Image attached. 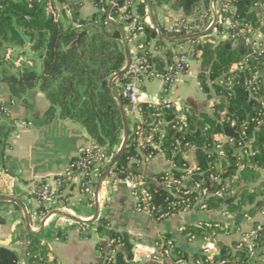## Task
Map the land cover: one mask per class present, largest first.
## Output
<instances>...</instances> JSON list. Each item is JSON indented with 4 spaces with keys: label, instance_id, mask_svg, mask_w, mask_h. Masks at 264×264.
I'll use <instances>...</instances> for the list:
<instances>
[{
    "label": "trees",
    "instance_id": "16d2710c",
    "mask_svg": "<svg viewBox=\"0 0 264 264\" xmlns=\"http://www.w3.org/2000/svg\"><path fill=\"white\" fill-rule=\"evenodd\" d=\"M113 1L91 0L97 12L87 19L80 16L85 3L72 6L71 22L65 24L64 20L63 23L60 20L57 24L47 16L44 3L34 2L30 6L28 0H0V83L5 82L10 94L23 100L30 91L38 88L50 103L46 115L48 122L55 120L57 112L54 106L59 102V119L79 123L87 131L93 145L107 148L112 155V148L124 130V124L109 80L126 65L121 34L107 16ZM57 2L64 5L67 0ZM150 2L154 10L167 6L182 14V21L204 9L205 15L195 21L193 33L206 30L211 23L207 17L211 16L212 0ZM224 2L234 10L222 14L231 21V26L224 28L222 24H216L214 30L218 36L226 33L227 38L217 39L212 31L204 39L188 41L193 46L194 59L201 67L198 75L201 91L212 101L211 113H197L190 109L186 114V127L182 128L183 122L177 118L174 109L165 105L141 104V118L145 125L142 135L151 137L152 143L158 146L156 149L147 144L142 152L151 158L164 155L173 166L172 174L187 178L182 192L185 189L191 191L195 184H201L200 191H191L187 196L180 192L178 195L181 198L177 200L162 185L165 174L155 182H148L153 203L161 210L167 211L173 201L186 199L194 208L203 189L209 187L215 195L202 203L206 211L225 210L226 213L236 214L246 210L247 216L253 218L264 211V181L258 183L260 177L264 176V83L259 75L264 72V49L254 54L256 46L253 41V35L264 29V0ZM134 14L137 24L130 31H125L126 41L130 43L136 39L137 55L147 57L150 63L157 64L158 70H162L165 63H171L177 55L168 46L176 47L187 42L160 38L156 29L145 22L149 15L145 0H122L111 10L110 17L125 30L126 24L133 21ZM120 17L125 18L126 24L120 21ZM160 30L167 38L186 34V31L180 35L171 33L163 26H160ZM82 31H86L87 35L82 38L81 46L69 48ZM26 44H31V50L38 54L42 62L40 70L28 69L23 75L4 78L1 63L7 49ZM152 44L155 51L164 50L165 60L153 58ZM141 46L143 48L139 49ZM125 81V73H122L114 86L120 90V85ZM123 103L125 109L128 108L127 100L123 99ZM4 106H0L2 114L9 120L10 115ZM128 122L127 146L110 174V177L114 176L120 181L138 174L130 167L131 161L140 158L138 137L135 135L137 125H131L130 120ZM217 145L222 148L217 149ZM189 155L194 159V168L186 159ZM241 166L243 170H240ZM239 171L240 181L246 188L239 192L236 201L231 202L232 187L238 185L235 178ZM228 182L231 191L226 189ZM43 186L44 183L37 188ZM90 204L93 206L92 202ZM0 205L3 203L0 202ZM198 210H201L200 207ZM185 212L188 211L178 205L170 210L169 217ZM0 223L5 224V221L0 219ZM81 226L87 228L91 225ZM254 226L257 228L258 223ZM17 230L20 233L14 235L13 243H24L28 264H58L54 261L50 243L40 235L27 232L23 217L19 218ZM235 231L236 228L219 221H202L184 228V233L195 241L216 242L219 236L234 234ZM96 233L107 238L114 246L111 253L105 255L99 245L104 264H134V246L126 232L119 231L102 218L97 220ZM168 240H164L165 248ZM218 245L220 252L213 260L216 264L222 261L224 264H264V232L258 233L253 247H239L240 243L237 242L230 245L219 242ZM172 252L179 254L174 248ZM174 261L170 257V262ZM189 261L190 264H197L198 261L212 264L206 257L197 254ZM0 264H21V257L0 245Z\"/></svg>",
    "mask_w": 264,
    "mask_h": 264
},
{
    "label": "crops",
    "instance_id": "0c3cea01",
    "mask_svg": "<svg viewBox=\"0 0 264 264\" xmlns=\"http://www.w3.org/2000/svg\"><path fill=\"white\" fill-rule=\"evenodd\" d=\"M55 2L61 5L57 0ZM214 2L216 10L220 11L221 0H214ZM133 11H135L134 6ZM96 12L93 4L87 2L81 8L80 16L87 19ZM148 12L149 15L145 22L153 26L149 8ZM204 12L203 9L195 16L186 17V20L195 22L205 15ZM211 14L215 15L212 11ZM153 15L158 26L167 29L184 18L182 14L167 6L153 9ZM66 16L70 21L68 13ZM257 34L260 38H264V29ZM128 46L132 57L138 52L136 39L128 43ZM152 48L154 49V44ZM152 52L155 51L152 50ZM200 72L199 62L193 59L189 72L182 75L168 93L164 92V83L158 79L146 83L143 91L151 98L162 101L181 99L197 113H211L212 101L201 91L198 82ZM259 75L264 83V72ZM0 92H3V95L1 94L2 103L10 115L8 121L11 128L6 147L0 145L4 174L8 178L6 183L9 184L0 185V197H11L18 201V203L0 206V219L5 221V224L0 223V245L17 252L21 257V264H28L25 245L23 242L13 243L14 235L20 233L17 230L20 217L25 220L27 232L40 235L43 240L50 243L54 261L58 264H104L99 245L105 255L110 254L114 246L107 238L100 237L96 233L97 220L102 218L109 221L119 231L128 234L134 246V264H190V258L195 254L199 255L202 249L209 245L212 246L211 254L216 256L220 252L219 242L230 245L240 240H248L249 229L252 230L255 223L259 224L261 219H264L259 214L250 218L246 210L232 214L224 210L201 211L196 209L157 221L149 214L137 210L136 198L126 184L119 183L113 186L110 179L106 178L98 189L101 171L96 170L91 175L93 198L85 199L78 185L73 184L63 193L68 200L67 207L51 216L44 225L43 220L39 218V206L33 193L39 184L52 185L54 179L62 175L68 165L92 145V140L87 131L77 122L59 118L48 122L46 115L50 103L39 90L30 91L24 100L13 97L6 86L0 89ZM124 139L123 130L112 148L113 155L119 152ZM144 144V139L138 141L137 151L140 158L131 161L130 167L142 174L148 182H155L162 174L172 173L173 166L164 155L158 154L151 159L146 157L142 152ZM186 159L191 168H194L193 157L189 155ZM236 199L237 196L229 201L234 202ZM96 214L97 219L92 222ZM73 218L86 221L87 223L83 224L91 226L83 228L81 226L83 224L76 222ZM202 221H219L236 228V231L234 234L219 236L216 242L190 239L184 233V228L197 225ZM165 239H169L168 245L179 251L178 255H172L174 262L153 258V254L159 246H163Z\"/></svg>",
    "mask_w": 264,
    "mask_h": 264
},
{
    "label": "built area",
    "instance_id": "2783aa9c",
    "mask_svg": "<svg viewBox=\"0 0 264 264\" xmlns=\"http://www.w3.org/2000/svg\"><path fill=\"white\" fill-rule=\"evenodd\" d=\"M30 2V6L32 3H44L45 12L48 17H50L54 23H59L61 20V12L64 10L69 14L70 8L72 6L80 5L81 3L90 2L91 0H67L64 5H58L55 0H28ZM222 8L218 11L216 10V5L214 0L211 2V11L214 12L213 21L209 24V26H216V24H222L226 19L221 17L222 12H228L230 5L226 4L224 0H222ZM226 1V0H225ZM234 11V10H233ZM232 12V11H230ZM133 15V21L131 23L126 24L125 18L120 17V21L126 24L124 31H130L137 24V17ZM111 19V18H110ZM113 20V19H112ZM230 21V20H229ZM231 25V21L228 22ZM195 22H190L188 20L182 21L178 20L173 26L168 28V31L171 33H175L180 35L183 31H186L185 35H181L179 37H185L188 35H193L197 33H193L195 28L193 27ZM153 27L152 25H150ZM80 28V26H76ZM256 49H260L262 52V47H264V43L259 41V44H255ZM186 46V44H181L179 46L173 47L171 45L168 46V49L174 50L176 52V56L174 57L171 63H165L162 70L157 69V64L150 63L149 59L145 56H139L137 53L131 57V64L125 72V83L121 84V89L119 93L121 97L128 102V108H126V115L128 120L132 123V125H137L135 135L138 137V141L140 139H144L145 144L153 145L156 149L158 146H155L151 137H143L142 132L145 129V125L141 118V104H150V105H165L167 108L174 109L177 114V118L183 122L182 128L186 127V114L189 113L190 108L185 102L181 99L177 100H160L156 98H151L144 91V85L152 80H160L164 83V92L168 93L171 88L177 83L178 79L189 72L191 61L194 59V51L192 46ZM259 47V48H257ZM143 47H139L142 49ZM256 49L254 50V54L256 53ZM154 50L151 48V53L154 59L164 58L163 49ZM5 60L10 61L14 68L17 70H23V64L28 63L24 61L22 56H15L14 51L12 49H7L5 53ZM126 66V65H125ZM124 66V68H125ZM123 68V69H124ZM221 145H217V149H221ZM221 154V153H220ZM249 154H253L251 151ZM113 155L109 153L108 149L105 147H97L95 145H91L88 149L84 150L74 161H72L65 172L56 177L53 181L52 185H45L39 188V191L36 192V200L38 202V215L41 220H43V224L48 221V219L55 215V213L61 211V209L67 207V198L63 194L65 189H69L73 186V184L78 185L79 190L85 199L93 198V179L92 174L96 170L105 169L109 163L111 162ZM151 159V157H147ZM64 178V180H63ZM110 183L113 186H116L119 183L126 184L131 194L136 198L137 210L141 213L149 214L153 219L157 221H162L169 217L170 210L172 208H176L178 205L186 209V211H193L200 207L201 211H206V206H202V203L209 197L215 195L211 192L210 188L207 187L203 189L201 193V198L197 199V204L194 208L191 207L189 199L182 200L181 202L177 201L181 197H179V193L181 190L185 188V181L187 178L185 177H177L172 173H166L162 178V185L170 192V194L176 198V201H173L169 204L167 211L161 210L159 207L154 205L153 196L148 188V181L142 174H137L134 176L127 177L124 180H117L114 176L109 177ZM63 181L64 187L63 190ZM201 184L197 183L192 188V192L200 191ZM191 191L183 190L182 194L187 196L191 193ZM221 195V193H217ZM201 205V206H200ZM259 232H264V224H258L257 228L253 227L252 232H250V236L248 241L250 243L246 244V246L253 247L255 240L258 237ZM245 243L240 241L239 246H243ZM212 246H207L202 249V252L199 254L203 257H206L208 261L212 264H216L213 262L214 255L211 254ZM172 246L168 245L166 248L164 246H159L158 250L153 254V258L159 259L162 261H170V257H172ZM197 264H202L201 261H198ZM217 264H224V262H219Z\"/></svg>",
    "mask_w": 264,
    "mask_h": 264
},
{
    "label": "rangeland",
    "instance_id": "374dc122",
    "mask_svg": "<svg viewBox=\"0 0 264 264\" xmlns=\"http://www.w3.org/2000/svg\"><path fill=\"white\" fill-rule=\"evenodd\" d=\"M87 3V2H86ZM222 3H223V1L221 0V5H222ZM229 5V4H228ZM229 11L228 12H220L221 14V17L222 18H224V20L226 19V17H224L222 14L223 13H229L230 11H233V9L232 8H230L229 7V9H228ZM70 14H71V12L69 11V16H70ZM67 15V13H66V11H62L61 12V21H62V23H63V20L65 21V24H67V21L70 23L71 22V20L69 21V18H68V16H66ZM111 18V17H110ZM112 19V18H111ZM207 19L210 21V22H212L213 21V17H212V14H211V16H209V17H207ZM198 20V19H197ZM228 22H230L229 20H225V22H223L222 23V26L224 27V28H229L231 25L228 23ZM211 26H209L207 29H209ZM206 29V30H207ZM206 30H204V31H206ZM204 31H201L200 33H202V32H204ZM214 31V35H215V37H217V39H220V40H224V39H226L227 38V34L226 33H222L221 35H219L218 36V34H217V31H215V30H213ZM259 32V31H258ZM201 39H204V37L203 38H201ZM253 41H254V43L255 44H259V41L260 42H262V43H264V38H260V36L257 34V32L253 35ZM188 43L189 42H187V43H184V44H186V45H188ZM189 46H192L191 45V43H189V45H188V47ZM193 47V46H192ZM10 49H12L13 51H14V57L15 56H22L23 57V59H24V61H27L28 63H24L23 64V70H17V69H15L14 68V66H13V64L10 62V61H6L4 58H3V60H2V63H1V70L4 72V78H6V77H8L9 75H23L24 74V72L26 71V70H28V69H34V70H36V71H39L40 70V67H41V60L38 58V54L37 53H35V52H33L32 50H31V44H26V45H23V46H18V47H16V49H14V48H10ZM261 49H264V47H262ZM260 51V49H256V53L257 52H259ZM4 84H5V86L6 87H8L7 86V84L5 83V82H1L0 83V89H2L3 87H5L4 86ZM9 89V88H8ZM37 90H39L38 88H37ZM1 94L3 95V92L1 93L0 92V106H1V104H3L2 103V96H1ZM4 105V104H3ZM60 104H59V102L58 103H55V111L57 112V114L55 115V119H57V118H59L58 117V113H59V106ZM57 109V110H56ZM2 112H3V110H2V108H0V145H3L4 147H6V145H7V138H8V135H9V132H10V130H11V128H10V124H9V121L8 120H6L5 119V117L3 116V114H2ZM50 119V118H49ZM131 125H132V123H131ZM221 141H223V140H221ZM225 142V141H224ZM92 145H93V143H92ZM116 155V153H114V155H113V157ZM251 155V154H250ZM4 163H3V161H2V159H1V154H0V185H2V184H5L7 181H8V178H6V176H5V174H4V169H3V165ZM107 168V167H106ZM106 168L105 169H103V170H101V175L100 176H102L103 175V173L105 172V170H106ZM240 170H243V167L241 166L240 167ZM112 172V171H111ZM263 173V172H262ZM111 174V173H110ZM110 174L108 175V177L107 178H109L110 177ZM239 174H240V171H239V173H237V176H236V178H235V181H237L238 182V185H233V187H232V189H233V191L231 192L232 194L230 195V197L231 198H235L236 196H238V194H239V192L240 191H242L243 189H245L246 187L245 186H243V184H242V182L240 181V176H239ZM106 180V179H105ZM260 181H264V176H261L260 177V179H259V182L258 183H260ZM240 183V184H239ZM7 184V183H6ZM7 185H9V184H7ZM45 185H47V184H44V186ZM39 188H41V187H39ZM39 188H37L36 189V191L33 193L34 194V196H36V192L37 191H39ZM226 189H228V190H230L231 189V184H230V182H228L227 183V186H226ZM251 189V188H250ZM231 191V190H230ZM222 195H223V193H222ZM3 203V205L4 204H8L9 202H2ZM38 203V202H37ZM9 205V204H8ZM0 206H2V205H0ZM61 211H63V209H61ZM225 211V210H224ZM57 213H55V215H56ZM226 214V213H225ZM260 216L262 215L263 217H264V211H261V212H259L258 213ZM227 215H229V216H231V214H227ZM261 219V218H260ZM261 225H263L264 224V219L262 220L261 219V223H260ZM248 229V228H247ZM246 229V230H247ZM246 230H244V231H246ZM250 231L249 232H252V230H251V228L249 229ZM248 231V230H247ZM249 234V233H248ZM241 242H243V243H245V245L246 244H248V243H250L248 240H240ZM240 241L238 242L237 241V243H240ZM240 247V246H239Z\"/></svg>",
    "mask_w": 264,
    "mask_h": 264
},
{
    "label": "water",
    "instance_id": "95a60500",
    "mask_svg": "<svg viewBox=\"0 0 264 264\" xmlns=\"http://www.w3.org/2000/svg\"><path fill=\"white\" fill-rule=\"evenodd\" d=\"M122 0H115L113 1L111 4H110V7H109V11H108V19L109 21H111L119 30L120 34H121V37H122V42H123V45H124V48H125V52H126V66L124 69H122L119 73H116L115 75H113L111 77V79L109 80V87L110 89L112 90V94H113V97L114 99L117 101L118 103V106H119V110H120V113H121V116H122V120H123V124H124V132H125V139H124V142H123V145L121 147V149L119 150L118 153H116V155L112 158L111 162L109 163V165L107 166L105 172L103 173V175L101 176V179L98 183V189L100 188L102 182L108 177V175L111 173L113 167L115 166L116 162L118 161V159L120 158L121 154L124 152L126 146H127V143H128V140H129V122H128V118H127V115H126V110H125V106H124V103H123V99L119 93V90L114 86V82L116 81V79L122 74V73H125L128 69V67L130 66L131 64V55H130V51H129V46H128V43L126 41V34H125V31L123 30V28L116 22H114L112 19H110V12L111 10ZM148 4V8H149V11H150V14H151V19H152V23H153V27L156 29L157 33H158V36L160 38H163L167 41H172V42H177V41H181V42H188V41H191L193 39H198V38H203L207 35H209L215 28V26H211L209 29H207L206 31L202 32V33H197V34H193V35H188V36H185V37H176V38H167L163 35V33L161 32L160 30V27L158 26L155 18H154V15H153V6L150 2V0H145ZM213 1V0H212ZM87 35V32L86 31H82L79 33L77 39L71 43V45L69 46V48H72L74 46H78L80 47L81 46V43H82V38L84 36ZM250 47V46H249ZM102 73V72H101ZM0 202H9V203H18L17 200L11 198V197H0ZM76 222L78 223H87L86 221H83L81 219H77V218H73ZM97 219V214L93 217L92 219V222L95 221ZM28 222V221H27Z\"/></svg>",
    "mask_w": 264,
    "mask_h": 264
}]
</instances>
